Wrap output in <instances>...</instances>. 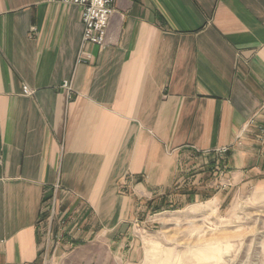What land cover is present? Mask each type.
<instances>
[{"label": "crops", "instance_id": "obj_1", "mask_svg": "<svg viewBox=\"0 0 264 264\" xmlns=\"http://www.w3.org/2000/svg\"><path fill=\"white\" fill-rule=\"evenodd\" d=\"M81 12L0 0V264L123 239L220 149L234 185L264 180V0H116L86 64Z\"/></svg>", "mask_w": 264, "mask_h": 264}, {"label": "rangeland", "instance_id": "obj_2", "mask_svg": "<svg viewBox=\"0 0 264 264\" xmlns=\"http://www.w3.org/2000/svg\"><path fill=\"white\" fill-rule=\"evenodd\" d=\"M214 159L201 178L208 186L144 203L123 239L75 242L57 253L50 233L41 263L264 264V180L234 185L222 158Z\"/></svg>", "mask_w": 264, "mask_h": 264}, {"label": "built area", "instance_id": "obj_3", "mask_svg": "<svg viewBox=\"0 0 264 264\" xmlns=\"http://www.w3.org/2000/svg\"><path fill=\"white\" fill-rule=\"evenodd\" d=\"M69 5L81 7L82 23L84 25V35L78 55V63H89L93 58L87 50L88 46H96L104 49L106 46V32L110 24L111 17L115 12L116 0H61ZM65 87L69 88V83ZM29 95L32 92L25 87ZM229 149L224 148L217 151L218 157L223 161L228 155Z\"/></svg>", "mask_w": 264, "mask_h": 264}, {"label": "trees", "instance_id": "obj_4", "mask_svg": "<svg viewBox=\"0 0 264 264\" xmlns=\"http://www.w3.org/2000/svg\"><path fill=\"white\" fill-rule=\"evenodd\" d=\"M224 161H221V163L223 164ZM213 165V164H212Z\"/></svg>", "mask_w": 264, "mask_h": 264}]
</instances>
